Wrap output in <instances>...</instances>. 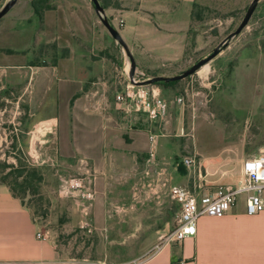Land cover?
Listing matches in <instances>:
<instances>
[{
	"label": "rangeland",
	"instance_id": "374dc122",
	"mask_svg": "<svg viewBox=\"0 0 264 264\" xmlns=\"http://www.w3.org/2000/svg\"><path fill=\"white\" fill-rule=\"evenodd\" d=\"M23 1L17 0L0 19V32L17 30L19 38L22 32L25 39L23 51H14L8 60L0 59V64L8 61L20 66L6 72L0 68V134L5 139L0 143V177L21 168L39 169L43 177L38 193L27 191L23 201L42 228L53 232L58 247L68 257L108 258L125 263L130 261L126 259L130 248L136 246L137 255L146 249L139 240L132 247L129 243V236L141 228L115 227L107 234L94 216V175L68 166L80 158L79 153L72 158L59 146L56 120L60 119V133L64 136L66 113L71 118L72 106L81 96L89 94L116 101L115 96L127 88L147 90L161 86L160 95L170 104L161 128L175 149L169 154L179 158L181 169L189 174L185 187L190 189L193 180L198 183L205 171H195V166L183 163L185 157L194 155L186 141L189 136L200 157L224 158L218 159V164L213 162L212 168L217 172L236 165L230 158L264 150V0H259L241 32L198 71L172 84L152 86L130 82L129 58L104 27L90 0H48L41 17L35 14L32 20L24 7L18 10ZM250 2L217 0L209 7L197 8L200 19L192 18L190 49L185 60L176 66H143L138 52L130 49L136 63L134 79L155 76V69L174 75L189 68L235 30ZM106 17L109 20L107 14ZM1 39L12 43L8 34L0 33ZM179 97L182 101H178ZM76 178L85 180L88 198L81 196L82 188H67L69 181ZM8 180H12V175ZM154 200L150 210L154 216L148 226L152 231L164 228L153 226L161 222L159 213L165 209ZM174 216L176 219L177 214ZM174 225L172 221L167 230ZM149 232H141V236L146 237Z\"/></svg>",
	"mask_w": 264,
	"mask_h": 264
},
{
	"label": "crops",
	"instance_id": "0c3cea01",
	"mask_svg": "<svg viewBox=\"0 0 264 264\" xmlns=\"http://www.w3.org/2000/svg\"><path fill=\"white\" fill-rule=\"evenodd\" d=\"M118 2L119 7L104 8L110 23L120 32L131 51L138 52L143 66L159 69L176 66L185 60L191 44L192 12L197 8L209 7L217 0ZM20 5L18 10L24 7L29 20L36 17L30 0H24ZM18 10L14 13H18ZM0 33L8 34L12 40V43L0 40V59L8 60L14 51L20 53L24 50L22 32L20 38L17 30L6 29ZM16 67L20 66L8 61L0 64L5 72L8 68ZM156 69L153 74H167ZM160 87L147 88L149 93L142 89L148 99L155 97L164 101L166 110L159 118H150L133 101L126 106L117 100L109 101V98L102 96L96 99L86 94L85 98L81 96L74 102L71 118L66 113L68 123L64 136L60 133V119L56 120L59 146L72 158L78 153L80 156L68 166L83 168L94 175V216L107 229V234L111 233L110 228L115 227L141 228L129 236V243L132 247L139 240L146 249L137 255L136 246L130 248V255L126 257L130 261L144 255L155 244L160 233L170 231L167 227L176 220L174 214H178L180 209L179 202L171 195V189L187 188L185 186L190 181L189 174L184 173L182 165H179V158L169 154L175 149L161 125L165 122L170 104L161 97ZM190 137L186 140L188 147L194 150L192 156L198 155L194 170L205 171L198 177V183L193 180L192 187L235 185L242 181L241 163L247 156L230 158L236 165L227 171L221 169L217 172L212 164H218V159L222 161L224 158L200 157ZM3 139V134H0V143H3ZM154 199L162 203L165 209L159 213L161 222L153 226L164 228L152 231L148 226H151L149 219L154 216L150 214ZM41 228V222L36 219L33 210L0 182V264H62L71 259L58 247L53 232L49 240L36 236ZM148 230V236H141V232ZM180 260L184 264H264V210L247 214L244 197L241 196L224 215L200 217L193 236L178 244L165 245L140 264H171Z\"/></svg>",
	"mask_w": 264,
	"mask_h": 264
},
{
	"label": "built area",
	"instance_id": "2783aa9c",
	"mask_svg": "<svg viewBox=\"0 0 264 264\" xmlns=\"http://www.w3.org/2000/svg\"><path fill=\"white\" fill-rule=\"evenodd\" d=\"M116 100L126 106L130 101L135 102L136 107H141L152 119L161 116L166 108L164 101L155 97L150 100L142 90L127 88L124 93L116 95ZM178 101H182V97H179ZM183 163L189 167L196 166V159L194 156H188L183 159ZM241 173L243 179L235 185H217L214 188H200L198 185L193 186L192 189L172 188L171 195L180 204L175 225L169 232L161 234L155 244L138 259L116 263L106 258L91 260L71 258L62 264H140L158 253L165 245L178 244L185 238L193 236L196 232L197 220L200 217L224 215L240 196L244 197L247 214H256L264 210V150L244 158L241 163ZM85 183L83 178L71 179L67 188L70 190L82 188L84 191L82 190L81 196L88 198L89 192ZM36 236L49 240L52 237V231L41 228L36 232ZM171 264H184V262L180 260Z\"/></svg>",
	"mask_w": 264,
	"mask_h": 264
},
{
	"label": "water",
	"instance_id": "95a60500",
	"mask_svg": "<svg viewBox=\"0 0 264 264\" xmlns=\"http://www.w3.org/2000/svg\"><path fill=\"white\" fill-rule=\"evenodd\" d=\"M17 0H6L2 6L0 7V19L12 8V6L16 3ZM94 11L99 17L100 21L104 25V27L107 29L111 37L118 42V44L123 48L125 51V54L129 58L130 61V68H129V79L130 82L135 85H149L154 84L156 82H169V81H177L181 80L193 73H195L201 66H203L205 63H207L209 60L214 58L223 48H225L229 41L236 35H238L241 30L247 25L252 13L254 12L259 0H251L250 4L248 5L245 14L243 18L241 19L238 26L230 32L221 42L218 43V45L205 57L200 58L196 62H194L189 68L183 70L180 73L174 74V75H155L152 77H148L144 80H135L134 74H135V59L130 51L129 46L122 38L120 32L110 23L108 18L105 14L104 7L100 4L99 0H90Z\"/></svg>",
	"mask_w": 264,
	"mask_h": 264
},
{
	"label": "trees",
	"instance_id": "16d2710c",
	"mask_svg": "<svg viewBox=\"0 0 264 264\" xmlns=\"http://www.w3.org/2000/svg\"><path fill=\"white\" fill-rule=\"evenodd\" d=\"M3 2L4 0H0V7L2 6ZM46 2H48V0H31L30 4L32 6V9L38 17H41ZM99 2L104 8L119 7L118 0H99ZM199 15V12H197L196 10L192 12V18L195 17L197 18V20H199ZM7 51L10 52V50ZM175 82L176 81L156 82L155 84L168 85ZM11 175L12 180H8ZM42 177V173L37 168H31V170H24L23 168H21L17 169L13 173H6L2 175L0 177V182L6 184L10 188L12 194L18 197L24 203L23 195H25L27 191L31 192L30 194L32 195L38 193L39 184L42 181ZM19 178L21 179V181H18ZM40 215L44 216V213L41 212Z\"/></svg>",
	"mask_w": 264,
	"mask_h": 264
},
{
	"label": "bare ground",
	"instance_id": "6f19581e",
	"mask_svg": "<svg viewBox=\"0 0 264 264\" xmlns=\"http://www.w3.org/2000/svg\"><path fill=\"white\" fill-rule=\"evenodd\" d=\"M201 67H202V66H201ZM198 70H199V69H198ZM198 70H197V71H198Z\"/></svg>",
	"mask_w": 264,
	"mask_h": 264
}]
</instances>
